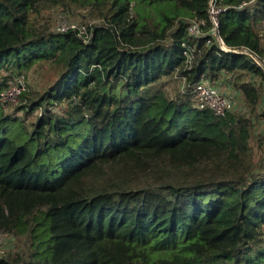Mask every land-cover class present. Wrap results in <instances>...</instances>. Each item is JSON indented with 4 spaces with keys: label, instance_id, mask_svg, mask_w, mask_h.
Here are the masks:
<instances>
[{
    "label": "trees",
    "instance_id": "trees-1",
    "mask_svg": "<svg viewBox=\"0 0 264 264\" xmlns=\"http://www.w3.org/2000/svg\"><path fill=\"white\" fill-rule=\"evenodd\" d=\"M209 3L0 0V264H264V66L235 52L264 65V0H216L228 51ZM60 4L96 21L50 32ZM38 69L10 113L9 82ZM204 78L246 110L201 108Z\"/></svg>",
    "mask_w": 264,
    "mask_h": 264
},
{
    "label": "built area",
    "instance_id": "built-area-1",
    "mask_svg": "<svg viewBox=\"0 0 264 264\" xmlns=\"http://www.w3.org/2000/svg\"><path fill=\"white\" fill-rule=\"evenodd\" d=\"M222 12V9L216 6V0H210L209 8H208V16L211 22V29L209 35L212 36L214 43H216L222 51H228L229 49L225 45L223 39L219 36L218 29H219V16ZM67 23L65 26L63 23ZM203 26H205V21L203 20H194L192 21L191 25L189 26V32L194 36H202L203 35ZM60 30L61 33L69 31V30H77L79 34L85 33V26L76 25L69 23L68 20H64L61 24L58 25V31ZM210 44V41L207 43ZM236 53H246L249 54L253 60L260 66L262 64L260 61L252 54L248 52H240L235 51ZM186 56L188 57L189 61L192 60V55L190 52H186ZM221 81L212 80L208 78H204L198 83L194 85L193 92L194 96L201 108H209L213 110L216 115L224 116L227 112H231L235 109H240V105H238L237 97H240V93L238 90H235L236 95H232L231 97H223L224 93H221V89L219 88L218 84ZM26 86L19 76L15 81L10 82L8 89L5 93L1 95V101L4 103L5 107H9L10 105H14L18 103L19 96L22 92L26 90ZM223 94V95H222ZM8 241V235L4 232H0V257L5 253L7 249L6 242ZM5 250V251H4Z\"/></svg>",
    "mask_w": 264,
    "mask_h": 264
},
{
    "label": "rangeland",
    "instance_id": "rangeland-1",
    "mask_svg": "<svg viewBox=\"0 0 264 264\" xmlns=\"http://www.w3.org/2000/svg\"><path fill=\"white\" fill-rule=\"evenodd\" d=\"M43 26L47 27L46 29H49L50 32L53 33H58V25L61 24L62 21L65 19L69 21L71 24H76V25H90L91 23H94L96 20L92 19L90 16L87 14V10L85 9H78L76 7H69V6H63V4L58 5L56 8H50L45 11H42V13L38 16L37 18ZM65 26H67V23H63ZM263 65L262 62H260ZM25 75V76H24ZM24 75H21V79L23 80L24 85L30 87L31 89H37L40 90V84L43 81L42 75L39 73L38 70H32L30 71L27 75L24 73ZM19 76L15 77V81ZM11 81V82H12ZM10 83V82H9ZM219 88L221 89V93H224L223 97H231L232 95H236L237 92H230L226 88H221L220 84H218ZM235 90V89H234ZM262 107H264V92L262 96ZM196 100V99H195ZM240 103V102H239ZM18 104V103H17ZM17 104L10 105L9 109L10 113H15L16 112V106ZM261 106V105H260ZM240 110L241 112H244L245 107L240 104ZM18 115H22V112H20ZM256 135L257 139L254 137L253 145L257 149V158L259 159L257 163V171L258 172H264V118L260 120L256 126ZM259 142H261L262 147H258ZM7 249H6V254L7 255H13L15 254L16 251V243L14 240L7 241L6 244ZM15 247V248H14ZM5 254V253H4Z\"/></svg>",
    "mask_w": 264,
    "mask_h": 264
},
{
    "label": "crops",
    "instance_id": "crops-1",
    "mask_svg": "<svg viewBox=\"0 0 264 264\" xmlns=\"http://www.w3.org/2000/svg\"><path fill=\"white\" fill-rule=\"evenodd\" d=\"M219 84H220L221 88H223V89L226 88V89H228L230 92H231V91H232V92H235L232 83H231V82L229 83L228 81H225L224 78L221 79V81L219 82Z\"/></svg>",
    "mask_w": 264,
    "mask_h": 264
}]
</instances>
